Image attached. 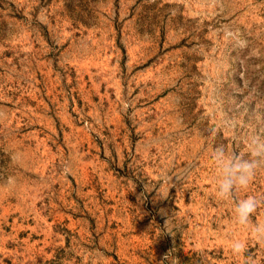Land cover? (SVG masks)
I'll list each match as a JSON object with an SVG mask.
<instances>
[{
	"label": "rangeland",
	"instance_id": "rangeland-1",
	"mask_svg": "<svg viewBox=\"0 0 264 264\" xmlns=\"http://www.w3.org/2000/svg\"><path fill=\"white\" fill-rule=\"evenodd\" d=\"M258 225L264 0H0V264H264Z\"/></svg>",
	"mask_w": 264,
	"mask_h": 264
},
{
	"label": "clouds",
	"instance_id": "clouds-1",
	"mask_svg": "<svg viewBox=\"0 0 264 264\" xmlns=\"http://www.w3.org/2000/svg\"><path fill=\"white\" fill-rule=\"evenodd\" d=\"M227 35L233 37L236 41L237 47H244L246 45V41L238 34L232 31H229ZM259 140V138H256ZM218 157H223V152L220 149H217ZM253 155H259L257 152H253ZM258 161L251 160V161H239L227 166V177L224 181L220 184V192L223 195H228L231 193L232 189L234 188V181L238 183L241 187H247L250 183L252 177L255 174V168L257 166ZM238 174V175H237ZM258 201L255 197H248L241 201L237 208L236 213L240 223H247L249 218L252 214L256 211L258 206ZM257 234L264 233V226H257L256 228ZM233 251L237 254L243 252L245 245L241 242H235L232 245ZM178 264V261H177Z\"/></svg>",
	"mask_w": 264,
	"mask_h": 264
}]
</instances>
